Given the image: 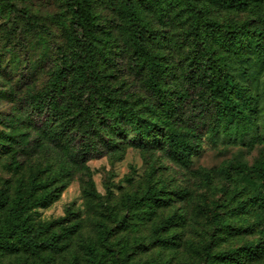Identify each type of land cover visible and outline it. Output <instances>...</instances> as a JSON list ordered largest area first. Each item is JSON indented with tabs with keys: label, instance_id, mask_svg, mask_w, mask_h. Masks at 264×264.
<instances>
[{
	"label": "rangeland",
	"instance_id": "374dc122",
	"mask_svg": "<svg viewBox=\"0 0 264 264\" xmlns=\"http://www.w3.org/2000/svg\"><path fill=\"white\" fill-rule=\"evenodd\" d=\"M11 1L32 14V31L24 34L26 47L14 49L28 73L22 86L0 73V189L13 199L20 182L28 189L31 170L41 179H57L58 199L31 212L36 225L52 222L48 233L67 236L59 242L65 246L62 251L43 252L46 260L43 255L0 253V264H86V243L93 241L104 250L99 242L101 223L111 232L105 248L111 264H203L206 246L215 254L251 242L264 245V204L252 198L256 191L264 192L263 180L232 167L264 159V53L254 48L260 35L246 36L247 46L240 57L216 36H209L215 61L226 63L218 68L220 76H232L243 85L247 99H238L240 113L231 121L222 114L218 118L219 109L207 126H197L187 122L182 109L169 114L151 106L156 102L146 88L145 73L134 67L121 32L126 21L122 0H88L96 23L100 71L109 85L122 88L135 124L119 117L101 136L113 146L105 148L96 138L102 152L78 163L72 146L44 135L23 107L26 91L38 90L49 76L54 43L66 40L62 24L70 12L61 0ZM136 1L144 21L154 28L150 48L168 63L167 84L181 88L192 48L186 39V0H160L159 6ZM190 1L187 8L196 9L203 32L212 22L221 31L240 30L243 23L264 30V21L258 19L264 13V0H244L242 7L216 0ZM26 20L9 13L0 0V51L6 45V38L1 39L5 28L24 26ZM159 116L168 125L160 123ZM152 120L155 127L142 125ZM138 123L141 130L135 127ZM169 126L196 127L190 136L189 158L167 152ZM152 195L157 202L150 199ZM216 202L222 205L216 208ZM240 203L246 206L244 210ZM214 209L225 226L214 222ZM73 226L76 229L70 232ZM247 264H264V247Z\"/></svg>",
	"mask_w": 264,
	"mask_h": 264
},
{
	"label": "trees",
	"instance_id": "16d2710c",
	"mask_svg": "<svg viewBox=\"0 0 264 264\" xmlns=\"http://www.w3.org/2000/svg\"><path fill=\"white\" fill-rule=\"evenodd\" d=\"M68 8L70 16L67 23H63L66 40L55 42V57L52 68L45 84L38 90L26 91L23 107L28 111V117L39 127L41 132L54 141L69 143L72 146V157L78 163H84L89 157L100 154L102 148L95 142L99 138L105 148L112 147L113 142L102 138L105 127L115 126L119 117H123L130 124H135V115L132 109L127 108L126 100L122 97V88L111 86L101 73L98 62V46L94 34L95 18L91 12L88 0H61ZM149 6H159L160 0H142ZM228 6H244V0H216ZM190 0H186V39L191 45L187 66L184 71V85L174 89L167 84L169 67L163 57L153 52L149 41L155 36L154 28L144 21L136 0H122L120 4L126 21L121 27L126 47L131 53L134 67L145 73L146 88L154 98L151 106L163 108L169 114L186 112L189 124L197 126L208 125L209 117L216 110L227 120L240 113L238 99H247L246 89L234 81L232 76L225 79L218 71L224 62L215 61L214 50L208 43L209 36H216L226 48L235 50L238 57L246 49L248 34L260 35L254 48L264 53V30L259 27L250 29L248 24H241L240 30H219L212 22L201 29V19L196 9H188ZM189 3V4H188ZM9 13L20 14L28 24L17 27L11 24L5 28L2 40L6 38L4 51H0V73L22 86L27 78V69L20 63L14 49L25 48L24 34L32 31V14L26 8L17 7L11 0H4ZM264 21V13L258 16ZM38 22L35 24L37 25ZM263 41V42H262ZM1 46V45H0ZM44 47L49 50L48 43ZM4 54H8V58ZM160 123L168 125L163 116H159ZM154 120L142 123L145 128L155 127ZM203 124V125H202ZM141 123L135 127L142 129ZM192 130L169 126V135L166 141L167 152L176 158H189L193 142ZM233 168L263 180L264 186V159L256 160L252 165L234 163ZM57 179H41L40 174L30 173V185L24 190V183L20 182L14 198L11 199L5 189H0V253L8 255H32L41 257L44 251H62L65 246L59 242L67 235L57 234L49 230L52 222L36 225L32 217V209L46 207L60 195L61 186L55 187ZM238 192V191H237ZM232 192L231 195H236ZM252 198L264 204V192L256 191ZM150 199L157 202L158 198L152 195ZM222 204L215 203L218 208ZM240 210L246 206L239 204ZM214 222L225 226L221 214L217 209L212 210ZM99 242L104 250L91 241L85 244L86 264H111L108 261V249L105 250L109 239L106 226L100 224ZM75 226L70 232L75 230ZM49 234V235H48ZM264 245L260 242H251L244 247L216 252L209 246L204 248L205 262L203 264H247ZM261 250V251H260ZM44 260L45 257L43 255Z\"/></svg>",
	"mask_w": 264,
	"mask_h": 264
}]
</instances>
